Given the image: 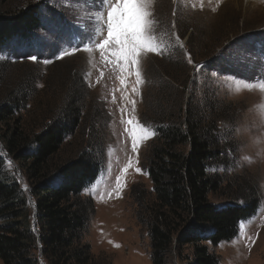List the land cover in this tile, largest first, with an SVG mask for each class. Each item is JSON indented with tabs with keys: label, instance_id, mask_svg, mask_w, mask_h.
<instances>
[{
	"label": "rangeland",
	"instance_id": "obj_1",
	"mask_svg": "<svg viewBox=\"0 0 264 264\" xmlns=\"http://www.w3.org/2000/svg\"><path fill=\"white\" fill-rule=\"evenodd\" d=\"M29 5H37L42 11L41 27L34 40H13L0 49V104H17L13 118L0 122L2 173L20 185L33 214L35 199L31 192L36 181L28 173L29 164L17 160L13 150L22 146L23 138L32 141L58 117L67 101L79 97L86 104L82 124L66 140L51 166L54 170L88 147H96L104 159V170L82 193L94 203L85 239L91 247L93 264H152L150 238L139 221L132 194L136 185L139 190H152L142 169L152 137L139 143L134 152L131 136L135 125L128 124L132 118L141 123V114L149 102L152 76L148 71L157 67L163 55H173V49L187 51L189 41L194 46L202 44L203 52H207L205 48L213 36L224 33L222 43L211 48H217V60L208 68L190 63L197 73L195 91L201 94L210 88L237 110L251 104L257 97L249 89L264 82V0H152L153 32L159 53L141 57L140 85L136 84L134 67L121 84L119 68L113 67L110 56L102 58L95 47L90 52L79 50L55 58L62 50L87 44L91 37L95 38L93 43L99 39L97 30L103 29L102 15L108 11L100 0H0V14L14 13ZM211 53L207 58L214 56ZM33 54L36 61L25 59ZM134 87L139 89V95L133 92ZM238 91L242 94L235 96ZM126 97L135 102L134 108ZM12 139L14 149L8 143ZM232 159V165L220 172L229 183L238 176L256 183L260 208L255 217L241 225L236 239L209 249L219 258V264L225 256L232 255L233 246L246 254L243 264H264V165L238 170L236 156L232 155ZM228 191L211 195V202L218 206L243 205ZM33 255L38 264H52L46 255ZM193 259L189 245H173L167 254V264H189Z\"/></svg>",
	"mask_w": 264,
	"mask_h": 264
},
{
	"label": "trees",
	"instance_id": "obj_2",
	"mask_svg": "<svg viewBox=\"0 0 264 264\" xmlns=\"http://www.w3.org/2000/svg\"><path fill=\"white\" fill-rule=\"evenodd\" d=\"M41 17L37 5L0 14V49L13 40H34ZM223 34L213 36L207 52L202 44L194 46L189 41L187 51L173 49V55H163L157 67L148 71L152 76L149 102L140 121L156 132L142 163L152 190H139L136 185L132 194L139 221L148 231L152 264H167L173 245L192 248L194 259L189 264H219L209 246L236 239L241 225L260 208L256 183L245 176L229 183L220 172L232 165L235 147L225 142L218 122L234 121L237 109L210 88L198 94L196 69L187 60L190 57L192 64L208 68L217 60V48H211L222 43ZM209 52L214 56L207 58ZM83 103L79 97L67 101L58 117L32 141L21 139V147L14 149L13 139L8 142L17 153L16 159L29 164L28 173L36 181L31 192L33 214L20 185L3 175L4 159L0 157L3 264H38L34 252L46 255L52 264L94 262L91 247L85 242L94 203L82 193L104 170V159L96 147H88L54 170L51 166L66 140L80 128L86 108ZM16 108L17 104H0V122L13 118ZM222 190H229L227 193L236 195L235 201L243 205L212 203L210 196Z\"/></svg>",
	"mask_w": 264,
	"mask_h": 264
},
{
	"label": "snow or ice",
	"instance_id": "obj_3",
	"mask_svg": "<svg viewBox=\"0 0 264 264\" xmlns=\"http://www.w3.org/2000/svg\"><path fill=\"white\" fill-rule=\"evenodd\" d=\"M101 6H107L108 11L102 15L103 29H98L99 39L89 38L87 44L69 47L59 52L56 59L63 58L79 50L91 51L97 48L102 58L111 57L114 68L121 72V84L126 82L127 75L135 68L136 84L143 83L140 71V59L149 52L159 53V42L153 32L155 21L153 20L152 0H100ZM32 61L37 60L35 54L25 57ZM50 62L48 60L45 63ZM189 63L191 59L189 57ZM259 86H264L261 82ZM133 92L139 95V89L134 87ZM135 106V102L129 97L125 98ZM129 125H135L132 129V150L137 151L138 144L150 139L156 132L134 118L128 120ZM137 171H140L137 169ZM251 239V238H249ZM254 242V241H253Z\"/></svg>",
	"mask_w": 264,
	"mask_h": 264
},
{
	"label": "clouds",
	"instance_id": "obj_4",
	"mask_svg": "<svg viewBox=\"0 0 264 264\" xmlns=\"http://www.w3.org/2000/svg\"><path fill=\"white\" fill-rule=\"evenodd\" d=\"M249 91L256 95L257 99L244 108L238 109L234 121L220 120L218 122L225 142L235 147L238 170L264 165V86L253 87ZM241 94L238 91L235 96ZM233 248L232 255L225 256L221 264H243V260L247 258L246 254L242 253L238 247L233 246Z\"/></svg>",
	"mask_w": 264,
	"mask_h": 264
}]
</instances>
